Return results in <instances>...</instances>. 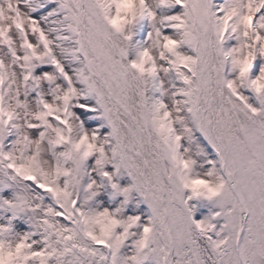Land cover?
Wrapping results in <instances>:
<instances>
[{
	"label": "snow or ice",
	"instance_id": "1",
	"mask_svg": "<svg viewBox=\"0 0 264 264\" xmlns=\"http://www.w3.org/2000/svg\"><path fill=\"white\" fill-rule=\"evenodd\" d=\"M0 264H264V0H0Z\"/></svg>",
	"mask_w": 264,
	"mask_h": 264
}]
</instances>
